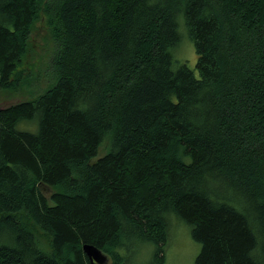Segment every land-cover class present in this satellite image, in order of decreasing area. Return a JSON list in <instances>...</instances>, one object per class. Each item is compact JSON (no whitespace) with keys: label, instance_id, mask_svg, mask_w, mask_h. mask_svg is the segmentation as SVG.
<instances>
[{"label":"trees","instance_id":"obj_1","mask_svg":"<svg viewBox=\"0 0 264 264\" xmlns=\"http://www.w3.org/2000/svg\"><path fill=\"white\" fill-rule=\"evenodd\" d=\"M45 79L0 107V264H167L170 216L194 264H264V0H0V91Z\"/></svg>","mask_w":264,"mask_h":264},{"label":"rangeland","instance_id":"obj_2","mask_svg":"<svg viewBox=\"0 0 264 264\" xmlns=\"http://www.w3.org/2000/svg\"><path fill=\"white\" fill-rule=\"evenodd\" d=\"M52 50L53 45L51 44L48 36L45 18L40 16L39 20L34 24L33 30L27 42L26 52L21 59L22 63L18 69L25 65L27 71L30 69L33 70L34 73L43 74V72L47 69L49 55ZM174 58L186 60L191 69L195 68V53L192 44L187 39H183L182 45L174 53ZM18 69L11 78L13 82L18 79ZM50 85L51 82L45 79L38 82L32 91L27 90V88L24 89L23 87H21L19 91L15 89L0 91V107H6L19 101H25L33 98L36 99L42 95ZM23 124L24 123L19 124L18 128L28 130H33L34 128V125L29 123L24 124L22 127ZM103 150L99 152L96 159L100 158L104 152ZM50 191V189H47L44 194L49 196ZM170 222L172 223V228L165 247V253L167 252V264H194V259L199 252V244L192 240L190 227L174 216H170ZM37 239L41 249L44 250L47 248V242L44 238H39L38 234ZM149 257L150 254L146 255L145 253L141 255V259L138 261L130 260L127 264H144V262L149 260ZM141 260L144 262H141Z\"/></svg>","mask_w":264,"mask_h":264},{"label":"water","instance_id":"obj_3","mask_svg":"<svg viewBox=\"0 0 264 264\" xmlns=\"http://www.w3.org/2000/svg\"><path fill=\"white\" fill-rule=\"evenodd\" d=\"M83 252L85 255L89 258L91 262L96 261V262H101L100 264H106L107 263V257L98 249L89 246V245H84L83 246Z\"/></svg>","mask_w":264,"mask_h":264}]
</instances>
